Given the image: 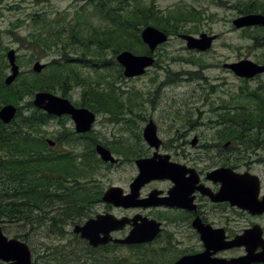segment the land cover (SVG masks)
Segmentation results:
<instances>
[{"label":"trees","instance_id":"16d2710c","mask_svg":"<svg viewBox=\"0 0 264 264\" xmlns=\"http://www.w3.org/2000/svg\"><path fill=\"white\" fill-rule=\"evenodd\" d=\"M257 1L264 4V0ZM89 3L92 11L77 10L76 22L69 20L68 14L62 20L32 14L34 28L23 36L27 42L24 47L31 51L29 59H37L38 51L58 52V56L47 63L46 71L23 70L12 84H6L9 63L5 51L9 48L0 43V108L7 103L18 106L17 115L10 123L0 119V221L22 223L31 229L42 226L50 234H56L59 242L47 244L42 255L50 264L51 261L54 264H91L85 255L88 249L79 252L75 240L69 242L65 238L66 227L87 215L85 199L91 193L86 191L89 185L83 181L93 178L90 172L111 164L102 161L96 153L95 142H102L97 136L86 144L73 128L65 127L55 137L65 149H52L46 140L48 131L43 126L53 118L70 119L36 107L33 103L35 93L46 90L70 98L69 92L79 87L82 99L75 101L78 105L87 106L96 113L122 117L127 107L114 81L107 75L96 77L86 73L83 67L97 69L114 62L118 66L115 73L123 76V66L116 60L120 51L150 52L141 37L144 26L152 24L169 35H177L191 33V21L200 25L203 20L197 10L191 11L181 5L164 10L157 0H90ZM241 3L244 12L253 11L250 0ZM255 7L264 11L262 5ZM91 14L98 17L99 24H94ZM7 31L13 33L10 29ZM25 42L22 40L23 44ZM109 54L112 57H108ZM257 90L246 88L241 91L245 100L242 101L240 122L258 124L255 128H241L244 146L256 147L264 141V112L252 108L257 102ZM133 95L129 97V107L136 106L131 103ZM235 117L234 114L227 115L228 121H235ZM234 132L228 131L226 137L232 138L230 134ZM79 144H82L80 151L77 149ZM109 146L114 152L124 153L125 147L117 143ZM29 234L30 230L16 234V237L26 241ZM83 244L82 247L87 248ZM152 258L150 264H160L156 256ZM140 260L136 251L128 264H141Z\"/></svg>","mask_w":264,"mask_h":264},{"label":"flooded vegetation","instance_id":"af4514ba","mask_svg":"<svg viewBox=\"0 0 264 264\" xmlns=\"http://www.w3.org/2000/svg\"><path fill=\"white\" fill-rule=\"evenodd\" d=\"M218 1L215 0V2ZM232 2L234 4H231ZM227 5H231L238 12L231 19L233 25L230 27L231 31L245 32V35L252 29L256 33L264 32V25L262 24L244 27H236L233 24L234 19L239 16L249 13L264 14V11L258 12L260 10H256L255 5H252L253 11L244 12L241 6L236 5L235 0L229 1ZM204 21L205 18L202 24L197 25L198 27L194 25L196 21H191V34L195 36H199L202 33L216 35L212 43L208 45L216 46L221 38L220 33L204 28ZM161 47L163 46H158L154 52L150 51L155 57V62L147 68L146 72L153 66L160 65L157 57L161 55L159 51ZM150 52L142 54H149ZM185 60L195 64L201 63L196 58H185ZM239 60L241 59L225 62L224 64ZM257 61L255 62L264 64V60ZM227 70L234 73L230 68H227ZM184 73L186 76L200 81H197L199 83L198 90L192 92L190 100L181 103L183 105L200 103L202 107H206L203 110L200 109L199 105L196 106L200 113L209 112L210 116L207 121L198 123L171 122L162 126L155 122L152 116L147 117L145 115L147 104L151 105V108L156 111L159 109L157 108L160 99L159 92L145 91L148 94L145 96L141 107H143L142 116L146 123L137 124L136 128H132V125L129 124L125 128L131 132V138L127 142L128 149L124 153H118L110 149L109 145L111 144L107 141L100 139L102 142H95V150L96 144L102 143L115 156L116 153L120 154L121 157L116 156L119 159L118 163L106 162L111 164L109 166H117L124 163V161H130L135 163L137 170L125 177L121 183L112 182L111 180L106 181L111 179L109 175L112 171L90 172L89 174L93 178L83 181L89 185L86 186V191L91 193V196L87 200L85 199L88 205L86 207L87 215L81 221L69 224L68 226L72 225L73 229L72 232L67 230V234L73 237L77 243L75 248L79 252L83 251L82 249H88L85 251V255L90 258L91 264H128L130 256L124 254L123 251L119 252V249L124 248H131L132 251H137L141 258V264L152 263L153 256L157 257L160 264H174L177 259L184 255L198 254L206 250H208L212 258L231 259L246 254L247 247L241 245L224 248L226 241L236 238L246 229L255 225H259L264 238V211L253 213L248 209L242 208L239 204L234 203L236 202V196L232 194L236 190L239 192L241 190H249L250 192L258 190L259 198L263 199L264 197V170H255V167L264 165V141H261L256 147L247 148L243 145L240 131L242 127L255 128L258 124H242L240 122L242 104L239 101V97L231 96V92H228L229 96L226 97L227 99L223 95L215 96L219 93L210 92L204 88L205 86L202 82L208 79L207 76L196 70H187ZM185 75L178 76L175 73L169 77L170 81L168 82L183 79ZM261 75L264 76V72L253 78H260ZM239 78L241 77L239 76ZM256 89L259 91L257 90L258 93L255 92L256 94H254L258 98H256L257 102L252 108L264 112V82L261 81ZM70 100L76 106H83L82 104L78 105L72 99ZM212 114L213 117L211 118ZM231 114L237 116L233 122L227 119V115ZM66 116L70 119V115ZM151 120L155 122L157 134L161 139L158 146L151 145L144 136V130ZM162 131L167 133L164 135ZM228 131L236 132L230 134L233 135L232 138H227L226 134ZM78 134L88 143L92 142L94 134L98 137L96 131L94 133V128L89 132ZM54 141V145L48 144L52 149H57L59 144L56 140ZM96 153L98 154L97 150ZM139 158H150L155 162H167L172 166V171L159 173L143 183L140 182L137 195L128 202L129 205L125 203L117 204L105 199L106 191L112 186L120 187L123 196L132 193V184L140 173L136 164V160ZM104 176L108 179H105ZM238 211L255 219L242 231H237L233 226V221L236 219L235 215H239ZM99 217L101 218L96 223V230L100 229L101 231L96 234L94 239L99 240L105 237L109 239L94 245L90 243L89 239L83 237L81 232H75L74 229L77 225L83 226L88 220L92 218L98 219ZM118 219H126L127 222L121 224L118 223ZM136 223L152 230L157 229L156 236L151 241L135 244L115 241V239L127 237ZM199 225H209L212 228L209 232L212 240L209 238L208 245L202 237ZM68 240L70 242V239ZM82 243L87 248L82 247ZM261 249V247H258L256 251L258 252ZM31 251L32 264H37L38 262L35 263L33 260L32 248ZM42 258L44 263L38 264H50L46 257ZM251 264H264V262Z\"/></svg>","mask_w":264,"mask_h":264},{"label":"rangeland","instance_id":"374dc122","mask_svg":"<svg viewBox=\"0 0 264 264\" xmlns=\"http://www.w3.org/2000/svg\"><path fill=\"white\" fill-rule=\"evenodd\" d=\"M229 1L232 0H222V2L221 0L218 2H215V0H157V4L164 10L176 7L177 5L187 6L191 11L196 9L200 12V19L203 18L204 20L205 18L204 28H208L215 33H220L221 38L216 46H211L205 52L189 50L186 47L185 41L178 34H173L170 35L168 42L163 44V47L159 49L161 55L157 58L159 59L160 65L153 66L145 74L134 77H126L124 74L123 76H117L115 72H117L118 66L115 65L114 62H109L104 67H99L97 69L83 67L86 73L89 72L96 77L107 75L108 79L113 80L115 87L122 95L121 97L122 101H124V105L127 107L122 117H117L109 113L97 114V119L93 128L94 133L96 131L99 139L107 141L110 144L116 145L117 143V145L125 147L124 152L128 149L127 142L128 139L130 140L131 138V132L127 131L125 128L129 124L132 125V128H136L137 124L141 125L146 123L142 116L143 107H141L145 96L148 94L147 92L145 93V91L159 92L160 99L159 106L157 107L159 109L156 111L151 108V105L147 104L145 115H147V117L152 116L155 122L162 126L170 124L171 122L198 123L207 121L210 116L209 112L200 113L196 106L199 105L200 109L203 110L206 107H202L200 103H195L193 105H183V103H181L190 100L189 98L192 92L198 90L199 83L197 81H200L186 76L184 72L187 70L200 71L201 74L207 76L208 79L202 83L205 86L204 88L208 91L219 93L215 96L223 95L225 99H227L226 97L229 96L228 92H231V96L239 97L241 104H243L242 101L245 100L242 97V89L256 88L260 85L261 81L264 82L263 75H261L260 78H239L224 66L225 62L242 58H249L253 61L264 60V32L256 33L252 29L245 35V32L231 31L230 27L233 26L231 19L238 12L234 10L235 8L231 5H227ZM242 1L244 0H235V3L237 6L239 5L242 7ZM89 2L90 0H0V43H2V46H7L9 49L14 48L16 50L17 62L22 71L33 69V64L37 60L48 63L58 56V52L38 51V58L30 60L29 55L31 51L24 47L27 42H25L23 36L34 28L32 14L37 13L53 20H62V18L68 14L69 20L76 22L75 13L77 10H81L80 12L83 10L87 12L92 11V5ZM250 3L253 5L257 4V6H264V4H260V1L257 0H250ZM231 4H234V2ZM258 12L263 11L260 10ZM90 17L91 20L94 21V24H99L98 17H94L93 14H91ZM195 26L198 27L197 25ZM8 29L12 30L13 33L8 32ZM22 40L25 42L24 44ZM8 50L5 51L6 55ZM111 54H109L108 57H112ZM185 58H196L201 63L195 64L185 60ZM6 60L8 62L7 56ZM79 67L82 68L80 65ZM43 71H46V68ZM9 72L10 65L6 69V76ZM113 73L115 76L112 75ZM175 73H177L178 76L184 74L185 78L178 79V81L175 82H168L170 81L169 77ZM134 91H138L139 94L133 95L132 93H134ZM81 92L79 87L71 90L69 92L70 99L73 101L81 100ZM59 95L61 94L59 93ZM130 95H133L131 103L136 104L134 107H129V105H127L130 101ZM24 112L28 113V110H24ZM212 117L213 114L211 115V118ZM130 118L131 121H128ZM65 127L75 129L71 119L60 121L57 118H53L46 126H43V128L48 131V133H45L46 137H50L54 140H56L55 137L58 135V132L64 130ZM162 133L165 135L167 132L162 131ZM93 136H95V134ZM245 147L248 148L250 146ZM81 148L82 144H79L77 149L80 151ZM57 149L63 150L65 147H60L59 145ZM116 156L121 157L120 154L117 153ZM136 170L134 162L124 161V163L117 166L104 165L97 171H112L109 175L111 179L106 181L111 180L112 182L121 183L124 181L125 177ZM255 170L263 171L264 165L255 167ZM104 178L108 179L106 176H104ZM235 218L233 226L237 231H242L245 227L249 226L252 220H255L243 212H239V215H235ZM0 224L2 226L6 225V228H3V230L9 237H16V234L27 233L30 230V236L26 238V242L33 250V260L35 263H44V259L41 256L47 244L51 245L52 242H59L56 234H50L47 230L45 231L42 226L40 228L31 229L29 225L27 226L22 223L20 225L16 222L5 223L0 221ZM72 229V225H67L66 230H68V232L69 230L72 232ZM65 238L70 240L73 239V237L68 234L65 235ZM122 251L124 254L130 256V259L131 255L136 252L132 251L131 248L119 249L120 253ZM51 264H54V262L51 261Z\"/></svg>","mask_w":264,"mask_h":264},{"label":"water","instance_id":"95a60500","mask_svg":"<svg viewBox=\"0 0 264 264\" xmlns=\"http://www.w3.org/2000/svg\"><path fill=\"white\" fill-rule=\"evenodd\" d=\"M233 24L236 27H244L256 24L264 25L263 13H249L243 16H239L234 19ZM179 36L184 39L189 49L207 50L211 46L216 35H209L208 33H202L199 36H195L190 33H180ZM143 41L149 46L151 52H154L156 48L168 42L170 35L164 30L149 24L146 25L141 32ZM7 59L10 65V72L5 78V83L10 85L21 72L20 65L17 62V52L14 48H10L7 51ZM116 59L120 63L124 70L123 74L126 77H134L142 75L146 72L147 68L152 66L155 62V57L152 54H137L131 50L120 51ZM47 63L37 60L33 64V70L35 72H42ZM225 67L230 68L234 73L240 77L252 78L257 74L264 72V64H259L249 58L241 59L237 62L226 63ZM33 103L36 107L44 110L48 114L55 116L70 115L75 123V129L78 133L89 132L93 128V124L96 121L97 114L90 108L85 106H76L69 98L56 94L51 91L40 90L34 95ZM18 107L12 103L4 104L0 108V119L4 123H10L17 114ZM145 139L151 144L156 145L160 143L161 139L157 134L155 122L149 121L144 130ZM47 141L54 145L55 141L52 138H47ZM96 150L102 160L111 163H118V158L112 153V151L104 144L97 143ZM136 164L139 168V175L132 184V193L123 196L121 188L118 186H112L106 191L104 198L108 201L115 202L117 204L125 203L129 205L136 195L140 182L147 181L154 175L159 173H169L172 171V166L167 162H155L150 158H139L136 160ZM237 191V192H236ZM233 191V196H236V202L242 208L248 209L253 213H259L264 211V197L260 199L258 196V190L250 192L249 190H241L239 192ZM90 219L83 226L77 225L75 232H81L83 237L90 240L91 244L97 245L100 241H108L109 238H100L95 240L96 234L101 231L96 230V223L100 220ZM126 219H118V223L125 224ZM199 229L202 233V237L208 245L210 241L209 232L212 229L209 225H199ZM155 229V228H154ZM157 229L143 227L141 224L136 223L127 237L123 239H115V241L135 244L145 241H151L157 234ZM210 238V239H209ZM212 240V239H211ZM221 243V242H220ZM245 245L247 247V253L235 258H212L208 250L191 255H184L177 259L174 264H251L254 262H264V238L259 225H255L252 228L246 229L242 234L238 235L232 240L226 241L224 248L233 246ZM258 247L262 249L256 251ZM209 254V255H208ZM0 264H32V251L29 244L18 237H9L3 230L0 224Z\"/></svg>","mask_w":264,"mask_h":264},{"label":"bare ground","instance_id":"6f19581e","mask_svg":"<svg viewBox=\"0 0 264 264\" xmlns=\"http://www.w3.org/2000/svg\"><path fill=\"white\" fill-rule=\"evenodd\" d=\"M78 262V261H77Z\"/></svg>","mask_w":264,"mask_h":264}]
</instances>
